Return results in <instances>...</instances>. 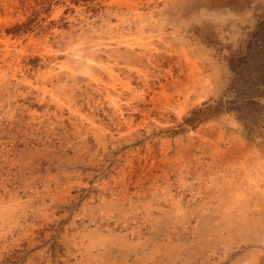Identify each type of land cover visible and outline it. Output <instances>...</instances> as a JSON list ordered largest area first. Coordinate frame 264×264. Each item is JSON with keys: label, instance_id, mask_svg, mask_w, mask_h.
I'll return each instance as SVG.
<instances>
[{"label": "rangeland", "instance_id": "obj_1", "mask_svg": "<svg viewBox=\"0 0 264 264\" xmlns=\"http://www.w3.org/2000/svg\"><path fill=\"white\" fill-rule=\"evenodd\" d=\"M0 264H264V0H0Z\"/></svg>", "mask_w": 264, "mask_h": 264}]
</instances>
